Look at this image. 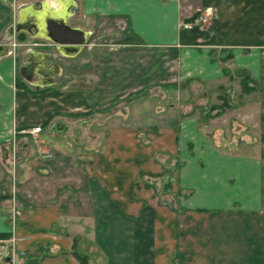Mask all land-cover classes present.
I'll use <instances>...</instances> for the list:
<instances>
[{
    "label": "crops",
    "instance_id": "0c3cea01",
    "mask_svg": "<svg viewBox=\"0 0 264 264\" xmlns=\"http://www.w3.org/2000/svg\"><path fill=\"white\" fill-rule=\"evenodd\" d=\"M80 9L159 53L59 83L45 31L95 33ZM0 43V264H264V0H0Z\"/></svg>",
    "mask_w": 264,
    "mask_h": 264
},
{
    "label": "rangeland",
    "instance_id": "374dc122",
    "mask_svg": "<svg viewBox=\"0 0 264 264\" xmlns=\"http://www.w3.org/2000/svg\"><path fill=\"white\" fill-rule=\"evenodd\" d=\"M80 18H78L77 22L80 21L81 23H87L90 26H94L95 29V34L91 37L90 39V44L87 48H85L83 50V52L74 58H61V57H57L58 61L61 62V64L64 67V73L62 75V78L59 80V83L62 82H67V79L69 80V78L72 76L71 71L75 70V71H81V70H85V69H90L91 71L95 72V76H94V81L93 84L97 85L100 89V91L102 90L101 87L103 86L102 81H101V72L103 71V69H108L110 68V71H112L113 73H115V75L120 74L124 68L130 69V67L128 65L132 64L130 62V57H133L134 55H141L138 59L141 60V68L146 69L147 67H149L148 65H150V61H153L151 59V56H154V54H158L159 52L156 50H150L149 47H142L141 50L138 51H134L133 48L130 47H123L121 45V42L119 41V33L117 31L116 25L118 24L116 20H111V24H113L112 26H107V24L110 22V20L107 18H99V15H90L89 17L85 18V14L83 13L82 9H80ZM204 11V12H203ZM199 14V13H198ZM201 14L203 15H207L208 18V22L211 21V19L213 20V17L215 14H217V11L215 9L212 8H206L204 10H202ZM101 17V16H100ZM115 19H117V17H114ZM106 21H109L106 24ZM71 23H73L70 20ZM76 22V20H74V23ZM110 24V23H109ZM115 26V27H113ZM111 28V29H110ZM123 36V35H122ZM121 36V37H122ZM87 66H89L87 68ZM129 67V68H128ZM120 72V73H119ZM121 75V74H120ZM116 77V76H115ZM133 80V78H127L126 81H131ZM109 85L112 86L114 85L113 81H117V78H110L109 79ZM58 83V84H59ZM71 85V84H70ZM68 85V90L73 89L74 86H70ZM96 86V87H97ZM107 84L104 83V87H106ZM55 89H57V85H55ZM133 88V87H130ZM79 90V89H78ZM80 90H83L84 92L87 91L88 89L84 86V88H80ZM103 90L106 92L107 89L103 88ZM32 91V90H31ZM80 92V94H78V96L83 97L82 100H84L85 98V93ZM107 93V92H106ZM106 93H102L100 94H94V100L98 101L97 103H104L108 102L110 100V98L114 97L115 95H109ZM124 97H128L126 102H123L124 105H126V107L128 106V108L134 109V105L135 103L133 102V100H131L134 96H124ZM168 97V96H167ZM166 96H163L162 99L163 101H167ZM160 97H156L155 95H147L146 99H144L143 101H141L140 104H144L146 107L149 106L150 103H155V102H159L158 99ZM123 99V98H122ZM53 101H57V97H55L54 99H52ZM131 100V102H130ZM161 101V99H159ZM172 100V99H171ZM170 100V101H171ZM63 102V101H62ZM122 103V104H123ZM100 104V105H101ZM117 105L116 108H114V110L117 109V107L121 108L123 107V105ZM160 104V102H159ZM139 106L136 104L135 108H138ZM159 111V110H158ZM129 112V111H128ZM95 113V112H94ZM147 114H149L148 110H147ZM94 117H101L102 114L98 113V114H94ZM132 113H130V117H132ZM58 119V117H57Z\"/></svg>",
    "mask_w": 264,
    "mask_h": 264
},
{
    "label": "water",
    "instance_id": "95a60500",
    "mask_svg": "<svg viewBox=\"0 0 264 264\" xmlns=\"http://www.w3.org/2000/svg\"><path fill=\"white\" fill-rule=\"evenodd\" d=\"M53 23L55 25L54 34L56 37H53L54 35L50 36L52 37L53 42L58 45L60 53L63 56L71 57L78 55L82 46L87 43L91 33H87L80 28L70 26L67 23V17L59 20L57 19V21H54ZM34 28L37 29L36 26ZM17 30L19 31L20 29L17 27ZM68 50L71 51L68 52Z\"/></svg>",
    "mask_w": 264,
    "mask_h": 264
},
{
    "label": "built area",
    "instance_id": "2783aa9c",
    "mask_svg": "<svg viewBox=\"0 0 264 264\" xmlns=\"http://www.w3.org/2000/svg\"><path fill=\"white\" fill-rule=\"evenodd\" d=\"M197 18L202 23H206L208 21L207 15L200 14L197 15ZM41 130L40 126H37L32 129V133H38ZM15 238L5 239L0 237V259L4 258L5 254L9 251H15Z\"/></svg>",
    "mask_w": 264,
    "mask_h": 264
},
{
    "label": "flooded vegetation",
    "instance_id": "af4514ba",
    "mask_svg": "<svg viewBox=\"0 0 264 264\" xmlns=\"http://www.w3.org/2000/svg\"><path fill=\"white\" fill-rule=\"evenodd\" d=\"M58 20H59V19H58ZM67 23L69 24L68 21H67ZM69 25H70V24H69ZM70 26H71V25H70ZM35 32L38 33V32H39V29H35V28H33V31L31 30V33H32V34H34ZM45 33H46L47 35H49V36H50V35H51V36L54 35L53 37H56L55 34H54V33H55V32H54V29L52 30L51 27H50V28L48 27L47 30L45 31ZM91 34H92V33H91ZM94 34H95V33H93L92 36H93ZM92 36H91V37H92ZM6 37H7V33L4 34V38H6ZM91 37H90V38H91ZM36 45H39V43H36ZM53 45H54V47H55V52H54V54H57L56 57H58V56L60 57V54H61V53H60V49L58 48V45L55 44L54 42H53ZM70 51H71V50H68V52H70ZM3 52H7V48L0 46V54L3 53ZM57 59H58V58H57ZM57 62H58V60H57ZM32 65H34V64H32ZM32 68H33L32 66H31L30 68H29V67H25V68L23 69V71H24V73H26V74H31L32 71H33V70H31Z\"/></svg>",
    "mask_w": 264,
    "mask_h": 264
},
{
    "label": "trees",
    "instance_id": "16d2710c",
    "mask_svg": "<svg viewBox=\"0 0 264 264\" xmlns=\"http://www.w3.org/2000/svg\"><path fill=\"white\" fill-rule=\"evenodd\" d=\"M75 256L77 257V259L82 263V264H88V262L86 261V258L84 255L75 252Z\"/></svg>",
    "mask_w": 264,
    "mask_h": 264
},
{
    "label": "bare ground",
    "instance_id": "6f19581e",
    "mask_svg": "<svg viewBox=\"0 0 264 264\" xmlns=\"http://www.w3.org/2000/svg\"><path fill=\"white\" fill-rule=\"evenodd\" d=\"M64 6H65V3H64V2H61V3L59 4V6H57V10H58V11H63V10H64Z\"/></svg>",
    "mask_w": 264,
    "mask_h": 264
}]
</instances>
